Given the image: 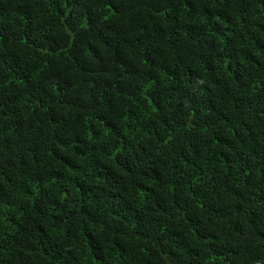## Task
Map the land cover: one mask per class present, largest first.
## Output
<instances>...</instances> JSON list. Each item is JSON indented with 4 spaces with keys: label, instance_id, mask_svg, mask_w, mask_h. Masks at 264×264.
Here are the masks:
<instances>
[{
    "label": "trees",
    "instance_id": "obj_1",
    "mask_svg": "<svg viewBox=\"0 0 264 264\" xmlns=\"http://www.w3.org/2000/svg\"><path fill=\"white\" fill-rule=\"evenodd\" d=\"M0 264H264V0H0Z\"/></svg>",
    "mask_w": 264,
    "mask_h": 264
}]
</instances>
